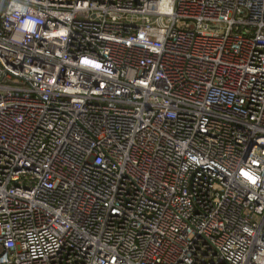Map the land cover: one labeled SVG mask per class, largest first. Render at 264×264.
Here are the masks:
<instances>
[{
    "label": "built area",
    "instance_id": "obj_1",
    "mask_svg": "<svg viewBox=\"0 0 264 264\" xmlns=\"http://www.w3.org/2000/svg\"><path fill=\"white\" fill-rule=\"evenodd\" d=\"M0 264H264V0H0Z\"/></svg>",
    "mask_w": 264,
    "mask_h": 264
}]
</instances>
